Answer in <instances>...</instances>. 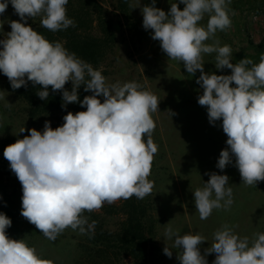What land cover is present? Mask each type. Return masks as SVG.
I'll use <instances>...</instances> for the list:
<instances>
[{
    "label": "clouds",
    "instance_id": "1",
    "mask_svg": "<svg viewBox=\"0 0 264 264\" xmlns=\"http://www.w3.org/2000/svg\"><path fill=\"white\" fill-rule=\"evenodd\" d=\"M68 2L10 0L20 20H9L11 31L0 40V72L13 90L27 87L30 81L42 86L37 92L41 100H47L51 86L52 92H62V108L72 103L86 107V111L68 112L62 126L55 129L50 121L42 132L28 129L29 135L7 145L3 152L22 186L21 215L52 241L68 228L82 235L94 233L96 221L89 223L85 212L151 194L154 185L148 176L158 152L152 138L156 127L152 114L159 111L160 102L155 94L135 81L108 84L100 70L27 24L28 19L41 16V25L51 32L74 27V20L67 16ZM155 3L152 0L141 9L143 28L151 29V38L160 42L161 50L182 62L189 74L200 71L196 83L203 92L198 104L207 108L210 124L222 121L228 147L221 150L216 167L223 171L235 157L244 184L264 181V54L259 63L244 58L233 64L229 45L220 46L218 40L205 43L217 30L230 27V0H179L185 5L183 10L175 2L167 13ZM8 4L9 0H0V16ZM205 14L209 16L206 27L199 23ZM214 52L215 67L231 69L230 75L205 73L202 54ZM69 81L71 91L65 89ZM81 85L92 93L83 100L78 95ZM0 99H4L2 94ZM25 131V127L20 129V133ZM206 175L209 180L193 193L201 220L213 209H227L233 203L229 177L215 172ZM11 225L12 220L0 212V264H53L24 239L9 238L6 230ZM164 236L174 238L173 247L181 250L177 255L181 264H208L206 256L211 253L216 254L213 264H264V233H257L249 246L248 237L240 238L224 225L214 233V242L204 255L199 247L206 241L202 235L181 236L168 225ZM163 252L172 257L167 246Z\"/></svg>",
    "mask_w": 264,
    "mask_h": 264
},
{
    "label": "rangeland",
    "instance_id": "2",
    "mask_svg": "<svg viewBox=\"0 0 264 264\" xmlns=\"http://www.w3.org/2000/svg\"><path fill=\"white\" fill-rule=\"evenodd\" d=\"M99 1L105 8L106 17L115 23L117 34L114 50L101 68L106 72V82L123 84L135 81L160 100L159 111L152 114L156 124L152 138L158 145V152L152 163L149 180L153 182V191L158 201L156 243L160 248L161 263L181 264L177 259L181 250L173 247L174 238L169 240L164 236L168 225L181 236L199 234L205 237L206 241L199 246L202 255L214 242V233L224 225L232 228L240 238L248 237L251 246L256 234L264 233V181L256 185L244 184L235 167V157L233 163L223 171L216 167L221 150L228 147L227 136L222 130V121L210 124L207 108L198 104V96L203 92L196 83L200 71L197 70L194 75L189 74L182 62L168 58L161 50L160 42L151 38L152 30L143 28L141 9L150 6L152 0H132V18H128L119 9L120 0ZM255 1L230 0V27L223 31L217 30L215 36L205 42L213 44L218 40L220 46L229 45L233 64L244 58L251 59L253 63L260 62L262 53L256 47L264 39V13H258L251 6L264 3V0ZM175 2L183 10L185 5L180 4L179 0H156L155 6L167 13ZM208 19L209 16L205 14L199 23L206 27ZM0 20H3L0 22L2 40L11 31L8 21L20 20L10 0ZM27 24L34 28L36 21L34 18L28 19ZM216 55L215 52L202 54L205 73L230 75L231 69L220 70L215 67ZM0 94L4 97L0 99V212L5 210L9 197L14 201L11 208L12 225L6 230L7 235L12 239H24L42 259L51 260L53 264H79L80 252L76 246L79 236L65 230L55 241L49 240L21 215L22 186L15 174L9 173L3 156L8 144L29 135L28 129L35 128L42 132L46 121H50L53 129L62 124L58 125L52 120L37 124L28 120L23 104L1 79ZM7 102L12 104L11 108L5 106ZM171 112L175 115L172 116ZM23 127L26 131L20 133ZM211 172L229 177L227 186L233 190V203L227 209H213L207 219L201 220L195 208L193 193L204 186L210 178L206 173ZM120 201L114 204H120ZM122 219V216L110 218V227L117 229ZM165 246L173 251L171 258L164 254ZM215 258V253L206 256L208 264H213Z\"/></svg>",
    "mask_w": 264,
    "mask_h": 264
},
{
    "label": "trees",
    "instance_id": "3",
    "mask_svg": "<svg viewBox=\"0 0 264 264\" xmlns=\"http://www.w3.org/2000/svg\"><path fill=\"white\" fill-rule=\"evenodd\" d=\"M254 2L256 3L255 0ZM131 6L132 0H120L119 9L128 18H132ZM263 7L264 3H260L251 6V9L264 13ZM66 9L67 16L75 22L74 27L51 32L41 25L42 17L37 16L34 18L36 24L33 29L50 42H61L69 52L75 53L77 57L105 75L106 72L101 68L114 50L117 41L115 23L106 17L105 8L99 0H69ZM256 48L264 54V39ZM0 79L23 104L27 119L34 123L52 120L61 125L64 123L63 117L68 112L75 114L78 111H86V107H81L79 103L68 104L66 108H62V92H52L51 86L47 100H41L37 92L42 90V86H33L29 81L27 87L13 90L10 81L2 72ZM71 87V82H67L65 89L71 91ZM91 94L84 91L83 85L78 89L80 100ZM99 99L103 102L104 98ZM6 162L9 173H12L9 162L7 160ZM120 200V204H104L102 212L83 214L89 223L96 221L94 233L82 235L78 230L66 229L79 236L76 245L80 252L79 264H162L160 248L156 243L159 220L156 215L158 201L155 192L152 189L151 194L143 199L133 196L127 200ZM6 204L2 213L12 219L11 208L14 201L9 197ZM116 216H122L124 219L117 224V229L113 230L109 219ZM33 226L37 229L35 225ZM126 260H130V263L124 262Z\"/></svg>",
    "mask_w": 264,
    "mask_h": 264
},
{
    "label": "water",
    "instance_id": "4",
    "mask_svg": "<svg viewBox=\"0 0 264 264\" xmlns=\"http://www.w3.org/2000/svg\"><path fill=\"white\" fill-rule=\"evenodd\" d=\"M143 139H144V141L146 142V140H147V135H146V134L144 135ZM153 141H154V140H153ZM154 143H155V141H154ZM155 156H156V154H155ZM155 156H154V158H155Z\"/></svg>",
    "mask_w": 264,
    "mask_h": 264
}]
</instances>
